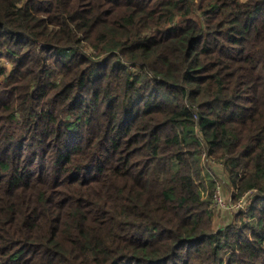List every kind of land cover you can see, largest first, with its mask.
Segmentation results:
<instances>
[{
  "label": "trees",
  "instance_id": "obj_1",
  "mask_svg": "<svg viewBox=\"0 0 264 264\" xmlns=\"http://www.w3.org/2000/svg\"><path fill=\"white\" fill-rule=\"evenodd\" d=\"M0 264H264V0H0Z\"/></svg>",
  "mask_w": 264,
  "mask_h": 264
},
{
  "label": "built area",
  "instance_id": "obj_2",
  "mask_svg": "<svg viewBox=\"0 0 264 264\" xmlns=\"http://www.w3.org/2000/svg\"><path fill=\"white\" fill-rule=\"evenodd\" d=\"M203 159L206 163H208L210 166H212L213 170H217L218 173H222L223 172V176H219L216 173V188L213 194V199H212V206L214 208H227L230 210H235V212L244 210L247 208L248 203L250 201V196L253 195L254 192H246L241 198H239L237 201L232 202L230 197H229V201L224 200L223 197H225L226 195L229 196V192L226 189V185L228 183V179L225 176V172L223 171V169L221 168V165L216 163L215 161H212L211 159H209L205 154H203ZM216 172V171H215ZM223 190V191H222Z\"/></svg>",
  "mask_w": 264,
  "mask_h": 264
},
{
  "label": "rangeland",
  "instance_id": "obj_3",
  "mask_svg": "<svg viewBox=\"0 0 264 264\" xmlns=\"http://www.w3.org/2000/svg\"><path fill=\"white\" fill-rule=\"evenodd\" d=\"M2 64L5 65V64H8L6 61H2ZM213 174H214V177H216V173L219 175V176H223V172L222 173H218L217 170H213ZM226 176V174H225ZM223 191V190H222ZM224 200L226 198L227 201H229V196L226 195L225 197H223ZM215 212L217 213V216H215V219H214V226L215 227H218V226H223V225H226L230 222L231 220V217L233 216L235 212V210H230V209H227V208H215Z\"/></svg>",
  "mask_w": 264,
  "mask_h": 264
}]
</instances>
